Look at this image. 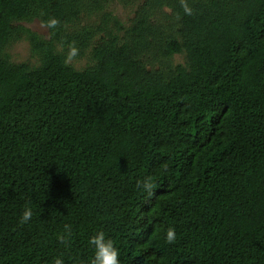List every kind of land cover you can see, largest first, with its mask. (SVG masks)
I'll return each instance as SVG.
<instances>
[{"label":"trees","instance_id":"1","mask_svg":"<svg viewBox=\"0 0 264 264\" xmlns=\"http://www.w3.org/2000/svg\"><path fill=\"white\" fill-rule=\"evenodd\" d=\"M184 2L0 0V264H264V0Z\"/></svg>","mask_w":264,"mask_h":264},{"label":"clouds","instance_id":"2","mask_svg":"<svg viewBox=\"0 0 264 264\" xmlns=\"http://www.w3.org/2000/svg\"><path fill=\"white\" fill-rule=\"evenodd\" d=\"M184 12L186 14H191V8L188 7L187 3L184 0H181ZM50 28H54L58 21L53 18L48 22ZM73 54L75 51L73 50ZM137 186L141 188L149 198H152L154 195V186L152 181L149 178H145L143 181H138ZM33 215L32 209L26 207L23 211L20 223L24 224L31 220ZM177 234L174 228L169 227L166 232V242L172 244L175 242ZM62 242H66L65 236L61 235L58 237ZM89 244L93 246L94 254L91 258L90 264H121L120 253L118 248L115 245V242L107 237L103 231L96 232L93 236L89 238ZM53 264H64L63 258L57 256Z\"/></svg>","mask_w":264,"mask_h":264},{"label":"rangeland","instance_id":"3","mask_svg":"<svg viewBox=\"0 0 264 264\" xmlns=\"http://www.w3.org/2000/svg\"><path fill=\"white\" fill-rule=\"evenodd\" d=\"M109 8H112L115 10L116 14H118V16L124 20L125 22H129L130 18L133 17L134 15V10L135 7L134 6H127V8H125L124 6L120 5L119 3L115 2L114 4L110 5ZM93 21L98 20V17H94L92 18ZM26 25H28L29 27H31L33 30L43 34V35H48V27L43 24L40 20H34L32 22H25ZM16 51L18 52H26V48H30L29 47V43L27 41H20L17 45ZM178 61H182V58L180 56H178L176 58ZM74 63L76 64V66H81V64H86V59H82V60H73Z\"/></svg>","mask_w":264,"mask_h":264}]
</instances>
